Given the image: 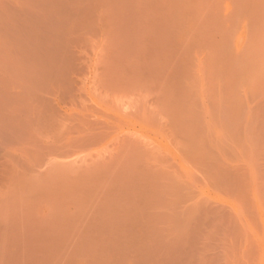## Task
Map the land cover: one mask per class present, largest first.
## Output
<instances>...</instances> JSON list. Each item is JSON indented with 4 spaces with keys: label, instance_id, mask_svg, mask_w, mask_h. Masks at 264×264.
<instances>
[{
    "label": "rangeland",
    "instance_id": "rangeland-1",
    "mask_svg": "<svg viewBox=\"0 0 264 264\" xmlns=\"http://www.w3.org/2000/svg\"><path fill=\"white\" fill-rule=\"evenodd\" d=\"M0 264H264V0H0Z\"/></svg>",
    "mask_w": 264,
    "mask_h": 264
}]
</instances>
